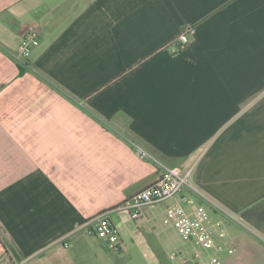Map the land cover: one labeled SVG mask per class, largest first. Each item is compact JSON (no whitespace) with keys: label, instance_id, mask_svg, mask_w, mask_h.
Listing matches in <instances>:
<instances>
[{"label":"crops","instance_id":"0c3cea01","mask_svg":"<svg viewBox=\"0 0 264 264\" xmlns=\"http://www.w3.org/2000/svg\"><path fill=\"white\" fill-rule=\"evenodd\" d=\"M135 146L191 170L207 201L177 199L223 224L224 264H264V0H0V264H105L99 214L129 252L119 207L159 175ZM172 202L133 221L154 253Z\"/></svg>","mask_w":264,"mask_h":264},{"label":"built area","instance_id":"2783aa9c","mask_svg":"<svg viewBox=\"0 0 264 264\" xmlns=\"http://www.w3.org/2000/svg\"><path fill=\"white\" fill-rule=\"evenodd\" d=\"M190 32L191 29H185L180 33L178 41L182 48L189 43ZM37 37V30L34 27H28L23 31L14 56L17 63L26 65L33 50L39 45ZM135 148L140 158L155 162L159 171L158 179L154 185L134 194L119 207V210L124 211L132 221H137L143 216L146 207L173 201L164 210L163 222L185 243L194 247L192 259L196 264H220L223 257L233 254L235 251L233 242L221 222L213 223L209 213L204 208L195 206L189 198L177 199L184 189H188L207 201V198L190 184L191 170L183 171L179 167L167 166L149 156L140 147L135 146ZM81 229L90 237L104 240L109 250L114 252L121 250L119 233L106 214H99L87 220ZM169 260L178 261L179 264L187 262L175 251L169 254Z\"/></svg>","mask_w":264,"mask_h":264},{"label":"rangeland","instance_id":"374dc122","mask_svg":"<svg viewBox=\"0 0 264 264\" xmlns=\"http://www.w3.org/2000/svg\"><path fill=\"white\" fill-rule=\"evenodd\" d=\"M136 224L131 221L129 230L127 231L126 244L131 247L130 251L127 252L122 249V251L114 252L107 248L108 251L105 250L107 251V261H105V264H179L178 261L172 262L169 260V254L173 251L179 253V255L186 259L187 262L185 264H196L192 259L195 252L194 247L189 243H185L172 228H169L167 232L170 241L164 246L166 253L164 252L163 259L158 262L156 253L147 247L143 236L137 235ZM146 240L152 242V238L150 239V237H147ZM103 242L105 241L103 240ZM154 243L156 241L150 244L154 248H157L154 246ZM226 259V257H223L220 264H224Z\"/></svg>","mask_w":264,"mask_h":264},{"label":"trees","instance_id":"16d2710c","mask_svg":"<svg viewBox=\"0 0 264 264\" xmlns=\"http://www.w3.org/2000/svg\"><path fill=\"white\" fill-rule=\"evenodd\" d=\"M6 253H8V252L6 251ZM155 253H156L157 257L159 258V261H161L163 259V257H164V253L163 252L160 253L158 251H155Z\"/></svg>","mask_w":264,"mask_h":264},{"label":"water","instance_id":"95a60500","mask_svg":"<svg viewBox=\"0 0 264 264\" xmlns=\"http://www.w3.org/2000/svg\"><path fill=\"white\" fill-rule=\"evenodd\" d=\"M12 251V253L15 255L16 253L14 252V250H11Z\"/></svg>","mask_w":264,"mask_h":264}]
</instances>
